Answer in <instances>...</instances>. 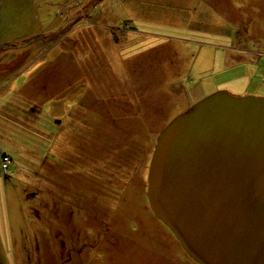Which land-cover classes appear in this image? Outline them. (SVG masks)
<instances>
[{
	"label": "rangeland",
	"instance_id": "rangeland-1",
	"mask_svg": "<svg viewBox=\"0 0 264 264\" xmlns=\"http://www.w3.org/2000/svg\"><path fill=\"white\" fill-rule=\"evenodd\" d=\"M236 1L0 0V42L53 30L0 50V264H198L151 212L146 176L192 104L264 97V28ZM222 10L232 20L213 22Z\"/></svg>",
	"mask_w": 264,
	"mask_h": 264
},
{
	"label": "water",
	"instance_id": "water-1",
	"mask_svg": "<svg viewBox=\"0 0 264 264\" xmlns=\"http://www.w3.org/2000/svg\"><path fill=\"white\" fill-rule=\"evenodd\" d=\"M146 181L151 212L198 264H264V97L217 90L172 118Z\"/></svg>",
	"mask_w": 264,
	"mask_h": 264
},
{
	"label": "crops",
	"instance_id": "crops-1",
	"mask_svg": "<svg viewBox=\"0 0 264 264\" xmlns=\"http://www.w3.org/2000/svg\"><path fill=\"white\" fill-rule=\"evenodd\" d=\"M233 1V0H232ZM236 0H234L235 2ZM254 3H251L250 0H237L236 2H240L241 7L239 9V12L242 13L241 18H238L237 20L243 21L242 24L246 28V26L253 27V26H259L262 24V28H264V0H254ZM231 7V5H229ZM225 11L216 12L213 17H215L212 21L214 22L215 19H220L223 21L228 22L229 20H232L229 14H225ZM258 14V16H257ZM219 20V21H220ZM228 20V21H227ZM248 32V29L244 30V35ZM263 38V39H262ZM258 41L263 42L264 41V35L261 34L257 35V40L255 43H258ZM255 48V47H254ZM237 54H241L243 58H245L244 54H247L250 56V54L253 52L250 47H237L236 49ZM256 52V51H254ZM243 59H240L239 64H241ZM259 65V63H258ZM264 69V68H263Z\"/></svg>",
	"mask_w": 264,
	"mask_h": 264
},
{
	"label": "built area",
	"instance_id": "built-area-1",
	"mask_svg": "<svg viewBox=\"0 0 264 264\" xmlns=\"http://www.w3.org/2000/svg\"><path fill=\"white\" fill-rule=\"evenodd\" d=\"M9 159L10 158L6 154L5 155H2L1 158H0V167L5 172H7V170H8Z\"/></svg>",
	"mask_w": 264,
	"mask_h": 264
}]
</instances>
